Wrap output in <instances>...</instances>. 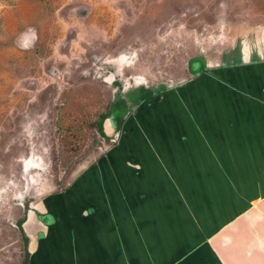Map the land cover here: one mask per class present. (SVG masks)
<instances>
[{
    "label": "rangeland",
    "instance_id": "rangeland-1",
    "mask_svg": "<svg viewBox=\"0 0 264 264\" xmlns=\"http://www.w3.org/2000/svg\"><path fill=\"white\" fill-rule=\"evenodd\" d=\"M255 1L0 0V264H28L29 246L54 255L29 264H207L218 233L237 238L226 248L252 244L245 218L264 201V106L252 111L227 91L264 71V0ZM144 72L152 93L124 95L115 137L100 143L89 123L108 114L117 80L131 89ZM246 91L264 103V78ZM230 119L255 125L228 129ZM76 207L105 222L101 260L96 243L92 255L69 253ZM42 220L65 231L61 252L37 237L48 232Z\"/></svg>",
    "mask_w": 264,
    "mask_h": 264
},
{
    "label": "crops",
    "instance_id": "crops-1",
    "mask_svg": "<svg viewBox=\"0 0 264 264\" xmlns=\"http://www.w3.org/2000/svg\"><path fill=\"white\" fill-rule=\"evenodd\" d=\"M260 67H264V65L260 64ZM233 69H236V68L226 69L227 70L226 72H229ZM259 71L247 72L246 74H244V78H243L244 80H242L243 82L238 80L239 82H236V84H233L232 80L228 81V83L230 85L229 86L230 89H228L227 92H229L231 94L232 98L239 97L238 99H243V103L245 104V105L244 104L243 105L247 106V107L252 106V111H255L258 108L260 110H263L262 107H260V106H264V103H262L260 101H256L253 94H252V96L240 97L239 91L240 90L242 91L243 89L247 90L248 92L251 91L252 88L254 87V83H256V81H260L261 79L264 78V71L263 70L262 71L259 70ZM235 74L233 75L231 73L233 78H234ZM207 75H208L207 71L203 72V74H202V76H204V77H206ZM254 80H256V81H254ZM226 106H227V107H225L226 110H229V109H233L235 107V104H234V102L231 101ZM195 112L197 113L198 110H196ZM233 120H235V119H230L229 121L224 120V124L227 125L228 129L229 128L232 129V127H236V125H241L242 122L245 121L244 123L246 124L245 125L246 127L245 126L244 127L246 128V133H247L249 131L247 126L249 127L250 125H253V126L255 125L254 120H252V122L248 123V121L246 122L245 119H244V121L242 119H240L241 121L238 120V121H240V124L238 123V121L236 124ZM234 135L235 134L232 132V134L230 136V137L233 136L232 141H236L235 139L240 136L239 134L236 135V137ZM255 136H256L255 141L258 145L260 143H262V144L264 143V131L260 130V133L256 134ZM182 139L186 140L187 137H182ZM243 141L245 143L250 144L251 147H253L254 139L249 134L246 135V138ZM250 151H251V153L249 154V156H253L254 150L251 148ZM185 158H186L185 160L188 162V157L186 156ZM250 159H253V158L250 157ZM244 171L249 173L248 169L244 168ZM247 186H246L245 190L249 191V188H250V191L248 193H252V195H253V187H249V183ZM222 196H223V193L218 194L219 199H222ZM253 198H254V196L252 197V200H253ZM253 201H255V200H253ZM250 204L253 207V209L250 212H248L247 217H246L248 219L245 218V220H247V222H248V231H249V233L246 234V238L249 237L248 240H250V243H252V244H249L247 247L245 246L241 249L238 248L240 250L232 248L233 246L230 248H226L227 245H230L231 242L237 240V238L234 236H231V235H222L219 237V233H218L208 240V243L210 244V246L212 248L210 249L211 250L210 252H207L208 254H210V256H208V258H207V264H264V201L262 203H259L260 207L258 205L257 209H256L255 202L254 203L252 202ZM80 206H82V208H83V205H80ZM76 209L77 210L75 212V215H72V216H74V219H76V220L69 221L68 224L66 223L67 225L65 226L66 230H69L67 232L70 233V234L68 233L69 239L71 240V241H69V242H71L70 248H71V250L73 249L69 253H70V255H75L76 251H78V250L82 251L83 249L84 250L88 249V251L91 253L88 254L85 251L86 254L85 253H82V254H84L86 256L92 255L93 250L91 251V249L88 248L89 247L88 245L90 243H96V245H98V248H97L98 250H96L97 251L96 257H97V259L101 260L104 256L103 243L98 244L97 242L103 240V238L105 237V234L108 232V229H106L104 227L105 222H104L103 218H101L100 220L96 219V221L95 220H89L88 221V219H84L80 216H76V215L80 214V212H82L81 211L82 209H79V207L78 208L76 207ZM207 210L210 211L209 209H207ZM94 214L96 215V211H94ZM94 214H92L93 219L95 216ZM70 216H71V214H70ZM72 216L70 218H72ZM242 220L243 219H240V221H242ZM200 222L205 224L207 222V220L201 219ZM41 223L43 224V227L48 230V232H47L48 235L44 234L45 233L44 232L42 236L39 234L37 237L39 239L41 238V240L43 242H46V240L47 241L48 240L53 241L55 243L54 247H53L55 249V253L58 252L59 249L61 252V248H64L65 244H67V243H65V241L62 240L63 239L62 235L65 234V231L62 230V226H60L57 221L52 222L51 223L52 225H49L48 220H42ZM212 223H210L207 227L211 228V227H213V225L216 226V224H212ZM240 225H241V223L237 225L236 231L239 230ZM207 227L206 226L201 227L202 229L199 227L200 228L199 230L202 231L203 237L206 235L205 229ZM77 229H79V231H77ZM24 231H25V229L23 228V232ZM73 233H75L74 239L76 241H74L72 243L73 236L71 234H73ZM27 234L28 233H26V236H27ZM28 235L29 236H28L27 242L29 243V245L33 244L31 242H32V237L34 235H32V233L31 234L29 233ZM238 237H239V239L240 238L245 239L243 235L242 236L239 235ZM95 239H97L98 241L95 242ZM80 241H83L84 243L82 245L78 244V242H80ZM238 244H241V246H242V243L240 241H238ZM81 247H83V248H81ZM51 251H52V248L51 247L48 248L47 246H44V247L39 248V249L37 248V250L35 248H32V246H29L28 247V254L30 256H29L28 264H29V261H31V259L33 258L34 254L41 256V258L44 255H50L49 259H52L54 257V255L53 256L51 255ZM219 253H220L221 257L219 256ZM262 254H263V256L259 258V256H261ZM167 257L169 259L171 258L169 256H167ZM71 258H72V256H71Z\"/></svg>",
    "mask_w": 264,
    "mask_h": 264
},
{
    "label": "flooded vegetation",
    "instance_id": "flooded-vegetation-1",
    "mask_svg": "<svg viewBox=\"0 0 264 264\" xmlns=\"http://www.w3.org/2000/svg\"><path fill=\"white\" fill-rule=\"evenodd\" d=\"M252 5H253V3H252ZM24 46H26V45H24ZM235 56L237 57V53H235ZM116 70H117V67H115V71ZM145 75H146L145 72L143 73V77L141 76V74L138 76V73H137V75H134L133 77H134L135 81L137 82V83H135V86H133L131 89L125 88V90H123V91H121L122 82L120 79L117 80L118 83L116 84V87H112V85L116 82L115 79L110 78L108 81L104 80V82H106L107 85L112 87L113 92H114V96H113L111 105L109 107V112H108V114L99 115L94 120V124L92 122L89 123V127H91V129H94L95 132H97L99 134V137L101 138L99 140L100 143H103L104 140H110L111 141L112 136L114 134H116L117 120H119L121 118V102L123 101L124 95H127L129 100L134 101V100H138V97L141 96V95H139L140 92L152 93L151 91L153 89H151L148 86H145V84H144L145 83L144 82L145 81V79H144ZM124 85L127 87V85L125 83H124ZM156 87L157 86H154L153 88L155 89ZM180 88H183V87H180ZM126 102H128V101H126ZM123 103H124V101H123ZM106 119H110V124H111V127L113 129V131H112L113 134L111 136L107 135L106 131H105V120ZM113 137H115V135ZM120 147H121V142H120ZM33 159H35V157H33L32 160ZM27 178L30 180V177H28V176L22 177V179L24 181L27 180Z\"/></svg>",
    "mask_w": 264,
    "mask_h": 264
},
{
    "label": "water",
    "instance_id": "water-1",
    "mask_svg": "<svg viewBox=\"0 0 264 264\" xmlns=\"http://www.w3.org/2000/svg\"><path fill=\"white\" fill-rule=\"evenodd\" d=\"M256 66H260V65H256ZM156 99H157V97H156ZM133 112H134V110H133L130 114H133ZM130 114H128V116L125 118V120H126L127 122H128V120L130 119V117H129ZM124 125H125V124H124ZM124 125H123V126H124ZM108 127H109V129H110L109 132H107V131H108ZM125 128H126V126L124 127V130H125ZM105 131H106V134H107V135H110V136H111V135L113 134V132H112L113 129H112L111 124H110V119H106V120H105ZM114 135H115V134H114ZM114 135H113V136H114ZM113 136H112V138H113ZM121 138H122V135H121ZM28 162H29V161H28Z\"/></svg>",
    "mask_w": 264,
    "mask_h": 264
},
{
    "label": "trees",
    "instance_id": "trees-1",
    "mask_svg": "<svg viewBox=\"0 0 264 264\" xmlns=\"http://www.w3.org/2000/svg\"><path fill=\"white\" fill-rule=\"evenodd\" d=\"M64 142H65V141H64ZM65 143H66V142H65ZM67 144H68V143H67ZM22 221H23V219H22ZM21 223H22V222H18V225H17V226H18V229L20 230V233H21V235L23 236V238L26 239V241H27L26 236H24L23 233H22V230H21Z\"/></svg>",
    "mask_w": 264,
    "mask_h": 264
},
{
    "label": "bare ground",
    "instance_id": "bare-ground-1",
    "mask_svg": "<svg viewBox=\"0 0 264 264\" xmlns=\"http://www.w3.org/2000/svg\"><path fill=\"white\" fill-rule=\"evenodd\" d=\"M109 128V127H108ZM124 142H127V140L126 141H124ZM125 144V143H124ZM219 163V162H218ZM28 164V162H26V165ZM222 244V243H221ZM224 244V243H223ZM213 246V245H212Z\"/></svg>",
    "mask_w": 264,
    "mask_h": 264
}]
</instances>
